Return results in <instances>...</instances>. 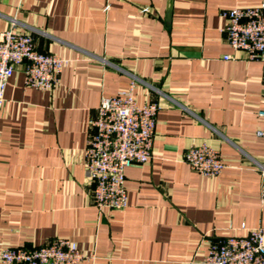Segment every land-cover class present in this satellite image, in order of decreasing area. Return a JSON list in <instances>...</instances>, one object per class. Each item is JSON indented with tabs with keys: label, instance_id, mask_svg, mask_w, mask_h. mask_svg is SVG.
<instances>
[{
	"label": "crops",
	"instance_id": "obj_1",
	"mask_svg": "<svg viewBox=\"0 0 264 264\" xmlns=\"http://www.w3.org/2000/svg\"><path fill=\"white\" fill-rule=\"evenodd\" d=\"M262 1L0 0V32L17 22L67 61L51 92L27 88L21 69L7 86L0 250L67 238L81 264H202L212 244L264 229V66L220 32L222 11ZM135 80L138 102L160 107L153 157L126 170L125 210H99L84 163L90 123ZM201 143L226 164L217 177L183 161Z\"/></svg>",
	"mask_w": 264,
	"mask_h": 264
},
{
	"label": "built area",
	"instance_id": "obj_2",
	"mask_svg": "<svg viewBox=\"0 0 264 264\" xmlns=\"http://www.w3.org/2000/svg\"><path fill=\"white\" fill-rule=\"evenodd\" d=\"M146 12L152 13L149 9ZM221 18L224 24L220 32L228 46L246 60L264 66V0L257 6L222 11ZM223 59L232 57L226 55ZM66 64L56 54L39 51L34 31L13 22L9 29L0 32V110L9 81L19 69L27 88L51 92L61 84ZM137 84L135 80L127 90L103 98L90 123L84 163L93 188L92 203L99 210H125L126 170L145 165L153 157L160 107L157 103L140 104L135 92ZM262 105L260 118H264V98ZM257 135L264 138V132ZM183 161L191 171L206 178L217 177L226 167L220 153L206 143L190 146ZM260 171L264 176V166H260ZM86 258L77 243L67 238H54L33 249L0 250V264H81ZM202 264H264V229L247 230L245 236L228 237L212 244Z\"/></svg>",
	"mask_w": 264,
	"mask_h": 264
}]
</instances>
